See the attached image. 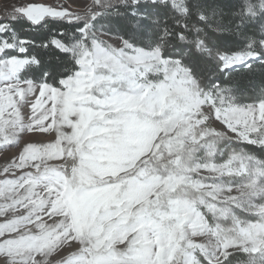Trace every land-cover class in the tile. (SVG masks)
I'll return each instance as SVG.
<instances>
[{
  "label": "snow or ice",
  "instance_id": "6c2138e0",
  "mask_svg": "<svg viewBox=\"0 0 264 264\" xmlns=\"http://www.w3.org/2000/svg\"><path fill=\"white\" fill-rule=\"evenodd\" d=\"M0 264H264V0L0 7Z\"/></svg>",
  "mask_w": 264,
  "mask_h": 264
},
{
  "label": "trees",
  "instance_id": "16d2710c",
  "mask_svg": "<svg viewBox=\"0 0 264 264\" xmlns=\"http://www.w3.org/2000/svg\"><path fill=\"white\" fill-rule=\"evenodd\" d=\"M251 98H252V93L249 92V95L247 97L242 98V100L245 103H250V102H252V99Z\"/></svg>",
  "mask_w": 264,
  "mask_h": 264
},
{
  "label": "rangeland",
  "instance_id": "374dc122",
  "mask_svg": "<svg viewBox=\"0 0 264 264\" xmlns=\"http://www.w3.org/2000/svg\"><path fill=\"white\" fill-rule=\"evenodd\" d=\"M9 2H11V0H0V7ZM41 2H44V0H41Z\"/></svg>",
  "mask_w": 264,
  "mask_h": 264
}]
</instances>
